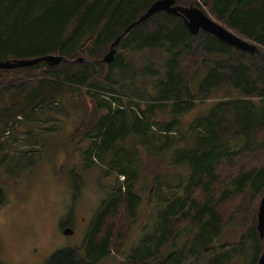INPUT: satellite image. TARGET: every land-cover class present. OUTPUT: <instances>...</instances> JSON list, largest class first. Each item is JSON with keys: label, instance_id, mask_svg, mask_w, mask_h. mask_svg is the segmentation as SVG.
I'll list each match as a JSON object with an SVG mask.
<instances>
[{"label": "trees", "instance_id": "obj_1", "mask_svg": "<svg viewBox=\"0 0 264 264\" xmlns=\"http://www.w3.org/2000/svg\"><path fill=\"white\" fill-rule=\"evenodd\" d=\"M156 1L0 0V62L51 54L68 59L57 66L42 62L0 69V135L19 114L30 115L45 102L66 92L74 94L79 86L107 82L121 53H116L110 65L102 60H76L84 54L92 59V47L97 53L107 49ZM176 2L200 8L264 51V0ZM129 43L135 44V53L167 49L158 97L149 105V112L171 106L169 113L182 114L217 90L223 89L226 96L198 117L193 127L200 130L189 135L191 146L170 157L168 166H185L188 171L178 192L156 205L160 186L155 175L149 187L150 198L141 210L138 172L123 169L121 174L128 184L118 187L103 201L84 245L57 252L47 264H103L112 254L121 257L116 264H181L189 258L197 264H257L264 252V240L257 229L264 196V56L242 52L203 31L191 35L182 17L165 12L134 27L117 46V52ZM184 62L197 66L185 69ZM98 64L109 70L100 74ZM207 64L209 72L195 93L191 82ZM258 100L262 102L257 103ZM130 110L133 120L122 107L110 110L98 122L94 138L100 139L101 152L111 151L113 163L120 152L118 142L124 141L130 130L144 135L153 122ZM177 124L175 118L165 122V133L173 132ZM185 132L173 141L167 138L162 148L166 157L177 142L183 141ZM117 143L119 147H115ZM121 160L130 159L123 155ZM77 190L76 198L79 187ZM5 201L0 187V206ZM143 211L144 220L136 226ZM238 218L246 225L245 233L238 242L219 244L224 229ZM148 221L151 224L147 225ZM142 230L143 235L133 243ZM248 243L253 251L250 261L244 257Z\"/></svg>", "mask_w": 264, "mask_h": 264}, {"label": "rangeland", "instance_id": "obj_2", "mask_svg": "<svg viewBox=\"0 0 264 264\" xmlns=\"http://www.w3.org/2000/svg\"><path fill=\"white\" fill-rule=\"evenodd\" d=\"M185 3L191 4L192 0H185ZM109 47L98 53L92 47V59L88 54L81 57L101 61ZM124 47L116 52L121 56L112 65L107 82L79 86L74 94L66 92L58 99L45 102L30 115L19 114L0 135V187L6 198L0 206V264H47L59 251L81 248L103 201L118 187L128 184L121 174L123 169L138 172L137 189L143 199L141 210L150 198L149 187L155 175H158L160 186L156 205L165 203L172 192H178L188 171L186 173L185 166H168V161L172 155L191 146L189 135L194 136L200 130L193 127L196 120L205 115L214 102L225 97L226 92L217 90L210 98L199 99L201 103L182 114L169 113L171 106L149 112V105L158 97L167 49L135 53V44ZM192 66L196 68L197 65L183 64L185 69ZM209 66L204 65L192 80L191 88L195 93L209 72ZM97 69L100 74L109 70L104 64H98ZM122 107L130 113L133 109L144 120L149 117L153 122L144 135L130 130L125 140L116 144L115 147H121L117 162L113 163L111 151L101 152L100 139L94 136L102 117ZM174 118L178 120L177 127L165 133V122ZM130 119H135L134 114H130ZM190 123L192 127L188 126ZM186 130L183 141L177 142L166 157L162 148L167 138L173 141ZM123 155L130 159L129 162L121 160ZM87 162L91 163L90 167ZM77 187L79 196L76 198ZM145 214L143 211L136 226L142 224ZM66 228H72L74 234L66 235ZM245 229L244 221L238 218L224 229L218 243L238 242ZM146 230L149 232L150 228ZM140 235L143 230L137 233L133 243ZM250 245L248 243L245 248L246 261L251 260ZM118 259L121 257L112 254L103 264H116ZM181 264L197 263L189 258Z\"/></svg>", "mask_w": 264, "mask_h": 264}, {"label": "water", "instance_id": "obj_3", "mask_svg": "<svg viewBox=\"0 0 264 264\" xmlns=\"http://www.w3.org/2000/svg\"><path fill=\"white\" fill-rule=\"evenodd\" d=\"M165 12L177 17H182L184 23L191 35H198L201 31L206 32L218 40L224 42L227 45L233 46L238 50L250 54H259L264 56V51L255 43L245 40L238 35L231 32L225 26L219 24L210 15L206 14L203 10L198 7H184L177 5L176 0H158L154 2L137 21L133 22L110 46L109 52L104 56L103 62L110 65L115 60L117 52V46L120 45L121 41L129 34V32L137 25L145 22L155 14ZM68 59L60 55H45L31 59H19L16 61H2L0 62V69L12 70L21 67H30L42 62L48 63L50 66H57L62 62H67ZM76 62L84 63L89 60L80 57ZM258 224L257 229L260 235L261 241L264 240V196L261 199L259 210H258ZM64 233L66 235H73L74 230L72 228H66ZM257 264H264V252L260 257Z\"/></svg>", "mask_w": 264, "mask_h": 264}]
</instances>
